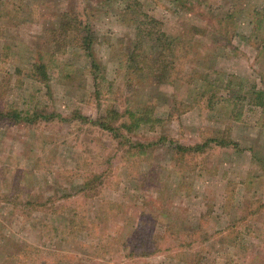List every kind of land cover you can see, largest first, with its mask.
Instances as JSON below:
<instances>
[{"label": "rangeland", "instance_id": "rangeland-1", "mask_svg": "<svg viewBox=\"0 0 264 264\" xmlns=\"http://www.w3.org/2000/svg\"><path fill=\"white\" fill-rule=\"evenodd\" d=\"M151 20L167 35L154 49ZM139 29L165 74L126 70ZM259 103L264 0H0V111L22 115L0 119V264L23 243L37 264H264ZM114 107L148 121L124 146L90 124Z\"/></svg>", "mask_w": 264, "mask_h": 264}, {"label": "trees", "instance_id": "trees-1", "mask_svg": "<svg viewBox=\"0 0 264 264\" xmlns=\"http://www.w3.org/2000/svg\"><path fill=\"white\" fill-rule=\"evenodd\" d=\"M61 16V20L63 21V23L61 25L58 24V26L54 29L51 30L50 34L52 36V41L56 46L55 51L50 55V61L52 59V57L54 58L56 55H63L66 51V47H67V39H68V35L70 32L69 27H67V23L65 22L67 20V16L66 15H60ZM150 22V30L151 32H147L146 35L151 37L150 39H154L155 43L153 46V49L155 48V46H160V44H165V41H163L164 37H167L166 34L161 33V31L159 29L158 33L155 32V25L156 22L154 20L149 21ZM138 30V27H136ZM140 33V40L139 42L135 45L134 43V48L130 51V56H127L126 62L127 64L125 65L126 70H131V72L135 73L137 71L143 70L146 71L150 74H155L156 72H163L164 74L166 73L167 69V65L169 63V61H167V63L162 60H156L154 61L153 58H151L149 56V53L145 52L144 47L145 42L141 41L142 37L145 36V33L143 31H141L139 29ZM87 40V39H86ZM86 40H84V45H86L89 49V42H85ZM138 40V39H137ZM136 41V40H135ZM171 44H174L173 41L169 42L167 47L170 48ZM176 44V42H175ZM153 49H150V54H152L151 52L153 51ZM172 52V49L170 50V53ZM96 66V65H95ZM96 69V67H95ZM33 76L38 80H41L43 83L48 84V75H47V71H48V64L47 61L44 59V57H40L39 60L33 65L32 69H31ZM94 73V72H93ZM161 73H159L158 75H160ZM95 75V74H93ZM132 79V77H131ZM95 80L97 81V77H95ZM106 80L103 79L101 82L96 83V90H95V94H100L101 90L100 87L103 85L102 83H104ZM260 106L263 107L264 109V104L263 103H259ZM5 110L3 109V111H0V119L2 118H9L8 120H14L17 119L19 120L21 118V114L19 113H15V110ZM13 111V112H12ZM126 112V111H125ZM145 111H129L126 114L123 112L121 113L118 109H116V107L114 108H110L106 114L100 116L97 120H94L92 122H90L91 125H96L100 128V130L108 132V133H113L115 135V139H118L120 141V145L124 146L126 143L129 142L128 139H125V134L126 133H133L137 127L141 126V125H146L148 123L147 120L144 119L145 115H144ZM151 116H153V113L151 114ZM33 118H36V116H32ZM52 116H46L43 120H47L48 118H51ZM42 118L39 116L36 118V120L40 121ZM85 121H87L86 118H84ZM133 123H132V122ZM134 129V131H133ZM229 132H226V136L223 134L222 136L219 133H216L212 138H210L208 141H206L203 144L200 145H196L194 147H181V146H177L176 149L178 151H180V153H182V156H188L191 153L197 152V153H203L206 150V147L209 146V142L215 143L217 145L220 144H224V142H229L231 141L229 135ZM123 134V135H122ZM225 136V137H224ZM125 140V142H124ZM136 146H140L137 144H132L131 147H136ZM94 180H89V182L86 184L85 189H93V185H91V183ZM91 182V183H90ZM83 223L80 224L78 226V228H83ZM25 245H23V247L18 250V252H16L14 255L8 256V260L7 263H11V264H37V261L39 259V252L41 251H37L34 247H32L31 245H28L27 243H23ZM35 252V253H34ZM37 254V255H35ZM57 257H60V259L64 260V261H69L70 259V255H66L64 253L60 254H56L52 251L49 252V260H45L43 262H40V264H48L49 261L53 260L54 264H58L60 263V261L57 260ZM46 262V263H45Z\"/></svg>", "mask_w": 264, "mask_h": 264}, {"label": "crops", "instance_id": "crops-1", "mask_svg": "<svg viewBox=\"0 0 264 264\" xmlns=\"http://www.w3.org/2000/svg\"><path fill=\"white\" fill-rule=\"evenodd\" d=\"M259 108H260V106H259ZM259 121H260V119H259Z\"/></svg>", "mask_w": 264, "mask_h": 264}]
</instances>
